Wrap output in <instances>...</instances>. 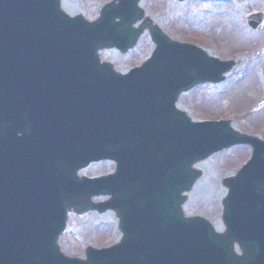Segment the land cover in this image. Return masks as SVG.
I'll use <instances>...</instances> for the list:
<instances>
[{"label":"water","instance_id":"1","mask_svg":"<svg viewBox=\"0 0 264 264\" xmlns=\"http://www.w3.org/2000/svg\"><path fill=\"white\" fill-rule=\"evenodd\" d=\"M139 1L112 0L89 23L61 0H0V264H264V142L175 107L234 62L170 40ZM246 22L259 30L264 14ZM144 31L155 47L140 67L100 63V50L126 53ZM237 144L252 152L222 180L217 231L183 204L202 176L196 165ZM105 159L113 173L78 177ZM91 210L115 213L118 242L65 256L67 212Z\"/></svg>","mask_w":264,"mask_h":264},{"label":"rangeland","instance_id":"2","mask_svg":"<svg viewBox=\"0 0 264 264\" xmlns=\"http://www.w3.org/2000/svg\"><path fill=\"white\" fill-rule=\"evenodd\" d=\"M107 1L62 0L61 5L69 15L81 13L92 20ZM139 6L171 39L189 42L209 55L235 62L223 82L194 87L179 97L177 106L193 120H230L235 130L264 140V26L253 32L245 22L248 14L264 12V0H141ZM152 48L144 34L128 53L110 49L101 51L100 57L124 72L139 65ZM249 155L250 146L236 145L200 162L203 173L189 194L185 212L220 227V201L225 193L221 179L232 175ZM112 168L108 162L95 163L82 174L98 176ZM118 238L112 212L82 216L70 213L58 242L66 255L83 257L86 246L104 247Z\"/></svg>","mask_w":264,"mask_h":264},{"label":"bare ground","instance_id":"3","mask_svg":"<svg viewBox=\"0 0 264 264\" xmlns=\"http://www.w3.org/2000/svg\"><path fill=\"white\" fill-rule=\"evenodd\" d=\"M197 167L203 169L202 164L197 165Z\"/></svg>","mask_w":264,"mask_h":264}]
</instances>
